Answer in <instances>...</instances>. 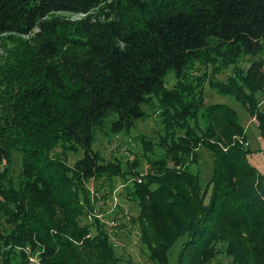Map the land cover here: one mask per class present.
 Instances as JSON below:
<instances>
[{
	"label": "trees",
	"instance_id": "1",
	"mask_svg": "<svg viewBox=\"0 0 264 264\" xmlns=\"http://www.w3.org/2000/svg\"><path fill=\"white\" fill-rule=\"evenodd\" d=\"M0 47V264H127L130 224L153 264H167L177 240L176 264H264L263 176L235 111L203 97L207 85L238 102L264 144V0H0ZM242 57L253 59L245 69ZM144 107L160 132L136 140L161 151L145 174L102 162L96 134L127 135ZM200 149L212 165L201 183ZM127 174L104 225L88 183ZM110 189H95L103 203Z\"/></svg>",
	"mask_w": 264,
	"mask_h": 264
},
{
	"label": "rangeland",
	"instance_id": "2",
	"mask_svg": "<svg viewBox=\"0 0 264 264\" xmlns=\"http://www.w3.org/2000/svg\"><path fill=\"white\" fill-rule=\"evenodd\" d=\"M73 18H77L79 16H72ZM2 53L1 47H0V54ZM3 54V53H2ZM260 58L264 61V50L262 52V55ZM240 60L237 63L238 67H241L242 69H245V67L249 64L252 58H240ZM263 68H261V71ZM231 74V67L221 69V72L219 74H213L212 81H221L225 82L228 75ZM174 84V80L171 76L167 78L165 81V87L171 88ZM203 97H204V103L205 105L210 103H220L224 104L231 109H233L240 121V124L242 125L244 129V133L246 136V140L248 142V148L250 150V155L248 156V162L254 166L259 173L263 176V185H264V144L262 140L259 138V135L257 133V130L255 128V124L253 121V118L247 115L245 109L236 101L233 99L227 97V96H221L218 95L215 91L210 89L207 85L204 86L203 89ZM255 97L257 99V102L259 104V108L262 112H264V80H263V86L255 92ZM145 113L148 115L147 118L137 121L133 127V129L127 134H119L114 137H109L107 135H102L101 133H97L95 136V142L92 144V149L96 151L102 162H111V161H117L120 162V166L122 171L129 172L130 164L132 161H135L137 164V171L139 175H144L147 170V160L148 159H154L156 156H158L161 151L154 146L153 147V154L147 153L143 151L141 145L136 140L139 135H142L146 140L150 141L151 143H156V137L158 133L160 132V126L157 122V118L155 113L152 112V110L148 107H144ZM130 139V142L127 143V139ZM81 156V152H77L75 154L73 153H67L64 155L65 159L68 163H72L73 160H75L77 157L79 158ZM197 167L195 169L198 170V177L200 183L203 180H207L211 176V160L207 154V152L203 149H200L198 151V160H197ZM20 166V156L17 154H14L12 156V163L10 171L7 173V176L11 178L13 181L16 180L18 170ZM1 170V169H0ZM130 176L124 175L123 178L119 177H113L110 181L102 180L100 183H95L90 181L88 183V189L92 195H90L93 209V214L100 218L101 223L104 225H107V223H110V220L115 218L117 214H115V208L117 206V203L119 200H117V196L119 199L121 197L124 198V195L127 193L128 188L130 187ZM99 186H104V189L111 188V197L112 199L110 201H106L103 203L101 199H99V194L95 192V189H98ZM123 200V199H121ZM96 202V203H95ZM119 206L123 207L126 210V214L128 216L132 215L134 216L136 214L135 207L130 203H122L119 202ZM95 207V208H94ZM129 217V216H128ZM88 218H84L81 220L82 223H87ZM137 227L135 224H130L126 230H123V235L121 236V244L124 246L125 250L127 251L128 260L127 264H153L152 262H148L145 259V255L143 254V249H141V246L139 245L137 239ZM123 239V240H122ZM180 245V240H177L171 248L167 252V264H176V254L178 252ZM116 252H119V249L116 250ZM126 255V256H127ZM221 263L224 264L226 261L225 259L220 260ZM123 264V263H121Z\"/></svg>",
	"mask_w": 264,
	"mask_h": 264
}]
</instances>
